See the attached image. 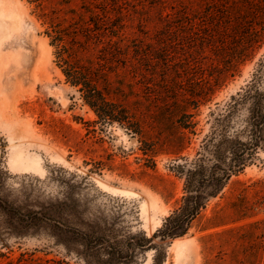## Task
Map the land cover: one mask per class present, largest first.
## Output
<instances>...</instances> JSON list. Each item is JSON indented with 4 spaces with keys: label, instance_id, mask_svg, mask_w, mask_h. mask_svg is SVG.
<instances>
[{
    "label": "rangeland",
    "instance_id": "374dc122",
    "mask_svg": "<svg viewBox=\"0 0 264 264\" xmlns=\"http://www.w3.org/2000/svg\"><path fill=\"white\" fill-rule=\"evenodd\" d=\"M34 1L0 0V176L5 193L33 212L60 211L34 233H2L0 264H153L155 251L133 254L130 242L152 237L179 207L184 180L173 167L196 158L264 46L250 51L220 35L215 49L199 40L208 32L180 29L176 13L187 0ZM88 2L108 12L105 32L119 51L112 98L130 126L103 125L55 62L42 14L68 18ZM209 86L208 101L189 108L191 93ZM246 117V108L233 117L231 134ZM164 248V264H264V148Z\"/></svg>",
    "mask_w": 264,
    "mask_h": 264
},
{
    "label": "trees",
    "instance_id": "16d2710c",
    "mask_svg": "<svg viewBox=\"0 0 264 264\" xmlns=\"http://www.w3.org/2000/svg\"><path fill=\"white\" fill-rule=\"evenodd\" d=\"M34 2H38L37 6L42 8H47L44 2L51 4V0ZM81 9L84 12L80 14L69 11L68 18L61 15L62 10H53L41 16L49 26L46 35L55 49V62L67 83L78 89L84 103L95 112L103 125L117 122L130 126L129 111L112 98L114 92L110 74L113 71L110 68L116 63L119 51L116 49L118 43L105 32L108 12L99 13L96 4L89 2ZM176 15L182 22L180 29L208 32L207 37L199 40L215 49H219L215 42L220 35L223 36L222 41H226L224 43L232 41L250 51L264 46V0H187ZM94 52L99 53L96 58ZM218 77L219 81L223 74ZM210 94V86L191 93V98L186 100L188 107L199 108L208 101ZM243 108L247 109L243 127L231 134L233 117ZM182 116L185 119L193 117L185 111ZM214 122L196 158H183L173 167L174 172L184 180L181 204L152 237L148 238L143 233L139 241L130 242L133 254L137 250H153V264H164L166 244L185 237L208 202L224 190L232 177L238 176L255 161L258 151L264 148V56L257 63L252 79L241 92L230 98ZM191 124L192 121H188L180 129H190ZM2 174L8 175L6 171H2ZM5 192V181L0 176L1 242L2 233L7 236L31 234L40 228V223H53L59 214L60 207L50 204L42 207L41 211L50 207L44 213L47 216L43 217L40 212H33L29 206L19 203Z\"/></svg>",
    "mask_w": 264,
    "mask_h": 264
},
{
    "label": "bare ground",
    "instance_id": "6f19581e",
    "mask_svg": "<svg viewBox=\"0 0 264 264\" xmlns=\"http://www.w3.org/2000/svg\"><path fill=\"white\" fill-rule=\"evenodd\" d=\"M11 164L13 165V167L21 165L20 157L18 155H15V157L11 159Z\"/></svg>",
    "mask_w": 264,
    "mask_h": 264
}]
</instances>
